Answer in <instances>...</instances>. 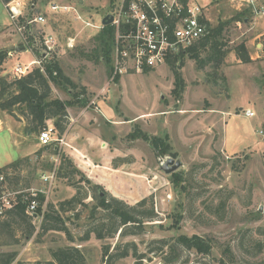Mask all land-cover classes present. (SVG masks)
<instances>
[{
  "label": "rangeland",
  "instance_id": "1",
  "mask_svg": "<svg viewBox=\"0 0 264 264\" xmlns=\"http://www.w3.org/2000/svg\"><path fill=\"white\" fill-rule=\"evenodd\" d=\"M23 2L19 26L24 28L19 32L13 23L5 28L26 50L7 58L3 73L13 78L8 71L12 66L26 65L30 58L43 66L53 58L76 88L51 84V97L61 100L66 109L65 129L61 136H54L56 141L42 147L37 132L26 122L17 129L24 139L15 144L0 133V163L19 159L24 146L38 144L11 176L19 177L21 187L30 182L33 189L43 191V208L48 202L58 208L74 200L60 211L74 242L62 232L39 233L40 218L32 221L35 231L30 238L1 245L0 252L17 251L12 264H46L52 260V249L75 245L83 251L85 264H109L102 261L104 244H110L112 251L118 244L133 242L145 256L142 264H160L161 251L151 241L197 234L212 240L216 258L227 246L232 254L227 264H264V135L259 133L264 131V1H259L260 12L252 13L236 1L197 0L212 27L226 22L221 34L226 55L217 69L213 62L199 69L195 60L183 56L180 71L185 87L180 100L171 93L174 75L168 65L124 75L115 83L109 79L110 68L95 58L93 37L98 30L85 22L99 25L116 0ZM6 4L1 5L9 18ZM53 4L69 5L72 10L52 12ZM237 12H242L244 20L233 19ZM38 16L45 21L27 23ZM49 33L55 39L54 48L44 55L43 40ZM242 43L251 58L248 63L236 54ZM206 54L200 51L201 58ZM82 89L76 100L73 92ZM246 108L254 116L246 117ZM15 113V120L22 117ZM134 126L149 135H168L177 154L174 160L181 162L174 171L182 174L180 185L186 191L171 182L172 172L161 168L168 155H157L141 138H129ZM26 131L31 135L27 141ZM50 174L53 178L45 180ZM149 194L158 215L144 223L143 233L104 239L91 233L88 240H79L107 217L97 207L100 196L127 205ZM133 262L127 256L112 263Z\"/></svg>",
  "mask_w": 264,
  "mask_h": 264
},
{
  "label": "trees",
  "instance_id": "2",
  "mask_svg": "<svg viewBox=\"0 0 264 264\" xmlns=\"http://www.w3.org/2000/svg\"><path fill=\"white\" fill-rule=\"evenodd\" d=\"M0 1L6 4L10 0ZM32 3H34V0H32ZM241 13L237 12L233 19L244 20L240 17ZM225 25L226 22H219L217 26H211L209 33L188 49L189 58L195 60L199 69H203L208 62H213L215 69H217L222 63L226 55L225 43L221 41V34ZM112 32V27H103L94 35V47L92 48L95 58L102 59L109 68ZM201 50L207 51L205 58L200 57ZM236 54L239 60L244 63L251 61L248 50L243 43L236 47ZM7 56V50L0 49V110L14 117L17 116L15 113L17 110L22 118L32 126L31 131H42L47 126L46 121L51 119L57 134L60 136L65 129L66 109L61 100L51 97V84L57 87L66 86L68 89H74L76 85L63 73L58 61L53 58L43 64L42 70L39 67H34L20 78H10L7 73H3V65ZM183 64L182 57H174L167 63L174 75V87L171 93L177 100L182 98L185 87L180 71ZM215 75L216 72L212 76ZM221 79H224V77H221ZM118 81L119 77L115 78L114 82ZM82 93H84L83 89L81 92H73V96L76 100H79V94ZM128 136L132 139L141 138L148 142L153 151L159 156L177 157L176 152L172 151L167 134L164 136L149 135L138 126H134L133 131ZM64 160L66 159L63 158ZM22 162L23 159L21 158L0 167V175H3L4 182L7 186L9 185L11 190L31 188L30 182L21 187L18 184L19 177L11 176L12 172L19 169ZM170 175L171 182L178 186L184 181L181 173L174 171ZM181 189L183 192L186 191L185 186ZM36 200L38 201L36 214L42 216L39 233L51 230L62 232L69 242H74V238L60 214L65 205H69L74 200L62 202L58 208L49 202L43 208L45 196L40 192L37 193ZM97 207L106 211L107 217L86 231L79 238L80 241L88 240L91 233L96 239L114 237L116 234L119 236L138 235L144 232V223L155 219L158 215L152 194L143 196L134 203L127 205L113 198L100 196ZM25 208L26 201L18 195L14 206L0 216V246L18 244L20 238L28 239L34 233L35 227L32 218L25 213ZM177 223L178 219L175 217V224ZM150 243H156L158 245L156 249L161 251L160 264H227V258L232 256L230 249L225 246L220 249L219 258H216L213 256L215 247L212 240L197 234H179L175 237L161 238ZM110 248V244L102 246V261L109 264H113L112 262L115 260L127 256L134 258L133 264H142V259L145 257L144 254L137 252L133 242L118 244L114 246L112 251H110ZM50 253L52 260L46 262V264H85L86 261L83 251L75 245L57 247L52 249ZM190 254L194 256L191 257ZM16 256L17 251L15 250L0 252V264H12ZM205 257H209V261H204Z\"/></svg>",
  "mask_w": 264,
  "mask_h": 264
},
{
  "label": "built area",
  "instance_id": "3",
  "mask_svg": "<svg viewBox=\"0 0 264 264\" xmlns=\"http://www.w3.org/2000/svg\"><path fill=\"white\" fill-rule=\"evenodd\" d=\"M16 4L11 5V2ZM6 4L9 19L20 32L19 17L23 15L24 0H12ZM238 3V7L246 6L252 13L260 12L259 1L264 0H231ZM52 12H68L69 5H50ZM106 15L111 16V22L103 25L101 20ZM79 19L80 16L77 15ZM100 20L99 25L86 21L85 26L95 27L100 31L105 26L112 27V42L110 49L109 79L134 73H144L152 69L167 65L174 57L188 55V49L209 33L211 27L209 18L197 0H116L111 9ZM43 16L34 17L27 21L43 23ZM55 39L51 33L43 40L44 55L54 48ZM31 65L42 70L40 60H31L26 65L12 66V77L20 78L31 69ZM246 117L254 116V112L246 108ZM264 135V131H259ZM57 131L53 124L38 132L37 139L41 146H47L56 141ZM53 174L45 177L52 179ZM41 190L32 187L28 189L11 190L7 188L3 175H0V216L11 209L20 195L26 201L25 213L32 221L42 218L36 214L38 201L37 193Z\"/></svg>",
  "mask_w": 264,
  "mask_h": 264
},
{
  "label": "crops",
  "instance_id": "4",
  "mask_svg": "<svg viewBox=\"0 0 264 264\" xmlns=\"http://www.w3.org/2000/svg\"><path fill=\"white\" fill-rule=\"evenodd\" d=\"M82 1L83 0H79L80 3ZM1 4H3V3L0 1V49H6L8 52L7 58L11 59V56H20L19 53L22 51L17 49L20 46L17 45L16 35L13 34L12 32H10L8 28H5L10 23L12 24V22H11V20H9V18H8L7 14L5 13V11L3 10ZM16 50H18V51H16ZM24 50H26V49H24ZM16 52H18V53H16ZM28 60L31 61L33 59L30 58ZM8 62H10V61H8ZM5 67H6V65L4 63L3 68H5ZM10 70H12V67L8 71L11 72ZM180 111H184V110H180ZM180 113H182V112H180ZM0 119H2L1 120L2 123L0 122V133L1 134L6 133L10 137V140L14 144H15L17 139H24L23 134L18 133V131H17V129L23 128L26 126V121L22 117H19L18 120H15L10 114H8L6 112H4V114H1V112H0ZM49 121H53V120L50 119ZM33 132H35V131H33ZM24 134L28 137V138H26V141L31 139V137H30L31 135L29 134V131H26ZM37 134H38V132H37ZM37 134H36V138H37ZM36 147H39L38 144H36V143H31L29 145L24 146V152L21 156H19V159L33 154V152L36 150ZM12 161H14V160H12ZM12 161L0 163V167H3L5 165L9 164Z\"/></svg>",
  "mask_w": 264,
  "mask_h": 264
},
{
  "label": "water",
  "instance_id": "5",
  "mask_svg": "<svg viewBox=\"0 0 264 264\" xmlns=\"http://www.w3.org/2000/svg\"><path fill=\"white\" fill-rule=\"evenodd\" d=\"M111 16L106 15L105 17L102 18L101 23L103 25H106L108 23L111 22ZM19 50L24 49L23 46H20L19 48H17ZM18 51V50H16ZM181 164V162L179 160H174V158L172 157H168L167 159L163 160V162L161 163V168L166 172V173H171L173 172L177 167H179Z\"/></svg>",
  "mask_w": 264,
  "mask_h": 264
}]
</instances>
